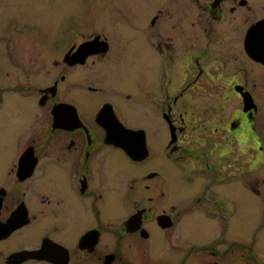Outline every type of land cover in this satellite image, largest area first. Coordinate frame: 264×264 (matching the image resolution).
Wrapping results in <instances>:
<instances>
[{
	"label": "flooded vegetation",
	"instance_id": "1",
	"mask_svg": "<svg viewBox=\"0 0 264 264\" xmlns=\"http://www.w3.org/2000/svg\"><path fill=\"white\" fill-rule=\"evenodd\" d=\"M145 2L137 47L0 28V264H264V0Z\"/></svg>",
	"mask_w": 264,
	"mask_h": 264
},
{
	"label": "rangeland",
	"instance_id": "2",
	"mask_svg": "<svg viewBox=\"0 0 264 264\" xmlns=\"http://www.w3.org/2000/svg\"><path fill=\"white\" fill-rule=\"evenodd\" d=\"M149 12L145 0H0V28L13 32V40L22 45L42 44L54 51L74 32L87 30L102 32L112 48L137 47L139 34L133 29L145 26ZM259 239L255 244L264 251Z\"/></svg>",
	"mask_w": 264,
	"mask_h": 264
}]
</instances>
